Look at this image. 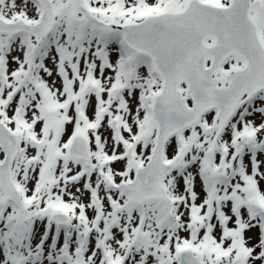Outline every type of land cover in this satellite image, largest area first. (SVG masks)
<instances>
[{
  "label": "snow or ice",
  "instance_id": "obj_1",
  "mask_svg": "<svg viewBox=\"0 0 264 264\" xmlns=\"http://www.w3.org/2000/svg\"><path fill=\"white\" fill-rule=\"evenodd\" d=\"M0 264H264V0H0Z\"/></svg>",
  "mask_w": 264,
  "mask_h": 264
}]
</instances>
